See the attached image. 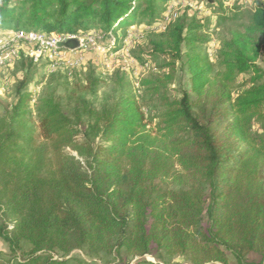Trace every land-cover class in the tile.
I'll use <instances>...</instances> for the list:
<instances>
[{"label":"trees","instance_id":"1","mask_svg":"<svg viewBox=\"0 0 264 264\" xmlns=\"http://www.w3.org/2000/svg\"><path fill=\"white\" fill-rule=\"evenodd\" d=\"M179 1L0 0V32L96 29L105 45L115 38V52L132 27L136 33L164 22L169 5ZM256 2L244 30L223 41L219 73L198 47L208 42L200 36L206 26L199 17L188 20L190 7L163 32L165 40L152 42L153 55L172 62L163 79L142 83V93L163 108L155 117L143 111L151 101L141 104L130 92L101 107L74 91L71 115L45 97L36 103L34 124L32 95L20 86L0 118L7 264H90L71 257L85 248L117 258L124 252L128 264H159L145 257L160 252L187 264H230L228 253L237 264H264V71L258 66L264 0ZM150 57L138 59L144 65ZM177 63L190 90L171 100ZM240 76H249V84L235 95ZM88 82L95 95L101 80L91 75ZM251 255L261 261L250 262Z\"/></svg>","mask_w":264,"mask_h":264},{"label":"rangeland","instance_id":"2","mask_svg":"<svg viewBox=\"0 0 264 264\" xmlns=\"http://www.w3.org/2000/svg\"><path fill=\"white\" fill-rule=\"evenodd\" d=\"M201 7L192 12L188 20L193 17H199L202 24L206 26L200 32L202 39L208 42L203 46H198L203 53H212V60L210 61L214 67L215 73L221 71L217 56L221 49L223 41L228 37L230 31L239 30L243 31L244 27L249 23L252 17L256 0H195ZM183 11H181L182 13ZM216 12V13H215ZM15 30V29H13ZM9 30H3L6 33ZM91 31H96L93 29ZM84 32V31H82ZM124 32H120L122 35ZM132 33V32H131ZM139 38L132 49V59L136 65L130 64V69L123 70L126 63H121L120 67L110 75H104L101 67L95 65L92 59H88L87 63L81 69L72 72H58L49 75L43 66L29 67L30 59L26 58L21 52L19 59L0 71V118L5 116L6 113L12 108L16 99L17 92L21 85H25L23 92H29L32 95L30 102V111L32 123L37 124V110L36 103L45 97H55L61 104L63 111L67 115H71L74 108V101L71 99L72 93L79 92L85 95L87 101L92 99L96 100L97 104L101 107H110L112 102L122 92L133 93L139 102L151 101L147 107H143L144 113L148 117H155L163 108L158 99L152 96L144 95L142 92L145 88L142 87L144 81H154L156 79H163L171 71L172 62L168 56L162 54H154L152 42L161 41L166 39V35L159 29L140 28V31L132 33ZM123 44H120V47ZM192 51L186 48L185 51ZM150 55H153L150 57ZM96 57V56H95ZM148 58L151 60L142 65L138 58ZM27 60L29 62H23ZM21 62L25 63V69L21 70ZM258 66L264 71V50L258 61ZM94 75L101 80V84L95 90V95L89 94L88 79ZM249 76H240L233 86V94L244 91L249 84ZM3 87H6V92H3ZM190 90L189 76L181 68L180 63L175 66L174 81L168 86L167 95L171 100L179 99L184 91ZM35 99V102L33 101ZM260 124L255 123L253 131H258ZM208 224L205 217L204 227ZM28 249V246H24ZM71 257H76L82 261L90 264H128L129 258L124 252H121L120 258L107 254H96L91 252L88 248L82 251H75ZM230 264H237L233 256L228 253ZM122 258V262L120 261ZM10 259V250L8 245L0 239V264H7ZM146 260H150L159 264H187V260L181 257H168L164 253H155L154 255L146 256ZM250 262H260L261 257L258 255H251L248 257ZM136 259L132 263L140 261Z\"/></svg>","mask_w":264,"mask_h":264},{"label":"built area","instance_id":"3","mask_svg":"<svg viewBox=\"0 0 264 264\" xmlns=\"http://www.w3.org/2000/svg\"><path fill=\"white\" fill-rule=\"evenodd\" d=\"M186 7L194 8V4L180 0L169 5L165 21L150 29H159L161 32H165L168 26L178 19L181 11ZM199 8L201 7H195V9ZM135 30L132 27L128 31L126 43L115 52H112L113 47L116 45L115 38L109 36V44L105 45L104 41L107 37L97 31H80L70 34L59 32H26L21 30H9L6 33L0 32V71L9 67L13 61H17L21 52L36 67L44 65L46 73L49 75L81 69L87 63L86 54L88 52L96 53L97 56L92 59L93 63L101 67L104 75H110L115 72L123 62L128 65L122 69L127 70L130 69V64L136 65L132 59L133 38L137 37L132 34L133 32L135 33ZM68 40L79 41V48L67 50L59 47V44ZM207 55L211 61L212 53ZM3 88V92H6V87ZM33 101L35 102V99Z\"/></svg>","mask_w":264,"mask_h":264},{"label":"water","instance_id":"4","mask_svg":"<svg viewBox=\"0 0 264 264\" xmlns=\"http://www.w3.org/2000/svg\"><path fill=\"white\" fill-rule=\"evenodd\" d=\"M60 48H64L67 50H75L79 48V41L77 40H68L64 43L59 44Z\"/></svg>","mask_w":264,"mask_h":264},{"label":"crops","instance_id":"5","mask_svg":"<svg viewBox=\"0 0 264 264\" xmlns=\"http://www.w3.org/2000/svg\"><path fill=\"white\" fill-rule=\"evenodd\" d=\"M97 32H98V31H97ZM95 56H97V55H96V53H94V52H88V53L86 54L87 59H93V58H95Z\"/></svg>","mask_w":264,"mask_h":264}]
</instances>
